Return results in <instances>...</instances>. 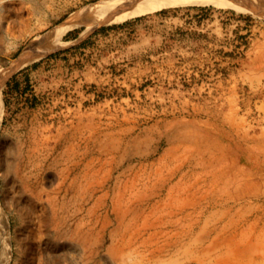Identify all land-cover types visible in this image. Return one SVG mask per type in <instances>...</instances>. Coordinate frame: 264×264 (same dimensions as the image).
<instances>
[{
    "label": "rangeland",
    "instance_id": "374dc122",
    "mask_svg": "<svg viewBox=\"0 0 264 264\" xmlns=\"http://www.w3.org/2000/svg\"><path fill=\"white\" fill-rule=\"evenodd\" d=\"M98 1L0 0V67ZM237 1L72 31L8 81L10 264H264V0Z\"/></svg>",
    "mask_w": 264,
    "mask_h": 264
},
{
    "label": "bare ground",
    "instance_id": "6f19581e",
    "mask_svg": "<svg viewBox=\"0 0 264 264\" xmlns=\"http://www.w3.org/2000/svg\"><path fill=\"white\" fill-rule=\"evenodd\" d=\"M214 6L257 12L237 0H100L73 13L61 23L40 35L23 48L10 67H0V131L5 114L4 88L20 70L34 65L50 54L69 46V33L78 29L87 35L95 29L162 10ZM0 264H10L12 257L8 218L0 204Z\"/></svg>",
    "mask_w": 264,
    "mask_h": 264
},
{
    "label": "trees",
    "instance_id": "16d2710c",
    "mask_svg": "<svg viewBox=\"0 0 264 264\" xmlns=\"http://www.w3.org/2000/svg\"><path fill=\"white\" fill-rule=\"evenodd\" d=\"M8 85H10V83H8Z\"/></svg>",
    "mask_w": 264,
    "mask_h": 264
}]
</instances>
